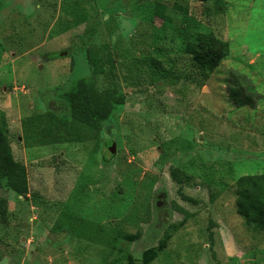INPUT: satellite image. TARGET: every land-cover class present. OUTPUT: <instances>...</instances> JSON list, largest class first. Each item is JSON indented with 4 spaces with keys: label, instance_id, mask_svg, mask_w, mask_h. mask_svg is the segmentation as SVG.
<instances>
[{
    "label": "rangeland",
    "instance_id": "obj_1",
    "mask_svg": "<svg viewBox=\"0 0 264 264\" xmlns=\"http://www.w3.org/2000/svg\"><path fill=\"white\" fill-rule=\"evenodd\" d=\"M198 30L230 43L202 84L183 76ZM100 50L125 101L98 139L31 145L23 118L68 121L78 80L105 88L88 61ZM234 74L253 108L230 97ZM0 111L28 184L1 183L0 264H264V232L234 195L264 174V0H0Z\"/></svg>",
    "mask_w": 264,
    "mask_h": 264
},
{
    "label": "trees",
    "instance_id": "obj_2",
    "mask_svg": "<svg viewBox=\"0 0 264 264\" xmlns=\"http://www.w3.org/2000/svg\"><path fill=\"white\" fill-rule=\"evenodd\" d=\"M206 2L207 0H197ZM218 4L219 1H216ZM182 10L186 13V10ZM155 17L170 22V17L164 14L163 8H156ZM182 53L190 58L191 70L183 71L185 80L192 83H203L216 70L220 62L229 55L230 43L224 41L212 32L189 33ZM88 55L93 75H101L107 82L105 88L91 90L87 83L80 79L67 92L69 119L62 121L53 112L47 111L21 120V130L33 146H51L65 143L94 142L103 129L104 122L109 118L114 108L122 105L125 95L118 92L115 83L116 75L110 53L102 50ZM151 73H158V62L150 61ZM234 86L230 97L240 106L254 107L250 94L244 95L239 86L247 80L241 74L233 75ZM201 83V84H202ZM9 131L5 114L0 111V187L5 182L7 188L18 196L28 192L25 167L16 161L8 143ZM113 142V140H111ZM110 143H106L109 145ZM177 178L175 173H172ZM178 180V179H176ZM179 183V181H177ZM236 213L254 230L264 232V174L241 176L235 181ZM186 202L195 203L190 197L182 195ZM6 201L0 199V219L6 217ZM183 222V221H182ZM181 222V223H182ZM211 226V225H210ZM149 259L142 257L140 264H148Z\"/></svg>",
    "mask_w": 264,
    "mask_h": 264
},
{
    "label": "water",
    "instance_id": "obj_3",
    "mask_svg": "<svg viewBox=\"0 0 264 264\" xmlns=\"http://www.w3.org/2000/svg\"><path fill=\"white\" fill-rule=\"evenodd\" d=\"M113 148H114V144L111 145V147H109V151H110L111 153H113Z\"/></svg>",
    "mask_w": 264,
    "mask_h": 264
}]
</instances>
